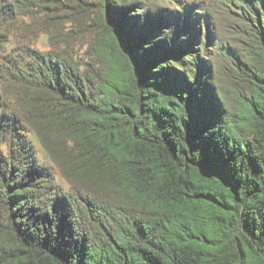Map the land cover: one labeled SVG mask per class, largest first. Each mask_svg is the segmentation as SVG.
<instances>
[{"label": "trees", "instance_id": "1", "mask_svg": "<svg viewBox=\"0 0 264 264\" xmlns=\"http://www.w3.org/2000/svg\"><path fill=\"white\" fill-rule=\"evenodd\" d=\"M129 22L110 5L86 61L66 35L13 67L33 131L85 197L42 204L37 172L0 153V264H264V66L227 108L169 68L183 41Z\"/></svg>", "mask_w": 264, "mask_h": 264}, {"label": "rangeland", "instance_id": "2", "mask_svg": "<svg viewBox=\"0 0 264 264\" xmlns=\"http://www.w3.org/2000/svg\"><path fill=\"white\" fill-rule=\"evenodd\" d=\"M102 1L0 0V113L5 120L0 127V153L37 172L31 178L35 185L30 186L42 204L51 205L56 199L78 204L85 197L33 131L37 121L27 120V95L13 68L49 52L52 37L61 48L70 35L74 38L70 44L86 61L87 48L104 40L102 15L114 6L126 14L132 27L136 25V33L155 43L163 41L172 48L183 41L184 48L168 59L169 68L190 82L198 79L202 87L216 89L227 108L250 94L252 81L264 66L261 0Z\"/></svg>", "mask_w": 264, "mask_h": 264}]
</instances>
